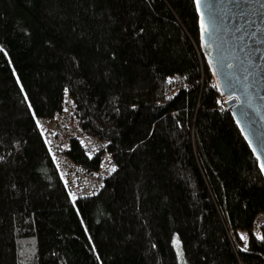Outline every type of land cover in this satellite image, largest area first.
Masks as SVG:
<instances>
[{
	"label": "trees",
	"instance_id": "16d2710c",
	"mask_svg": "<svg viewBox=\"0 0 264 264\" xmlns=\"http://www.w3.org/2000/svg\"><path fill=\"white\" fill-rule=\"evenodd\" d=\"M65 97L118 166L77 200L38 126ZM259 214L193 0H0V264H264Z\"/></svg>",
	"mask_w": 264,
	"mask_h": 264
},
{
	"label": "water",
	"instance_id": "95a60500",
	"mask_svg": "<svg viewBox=\"0 0 264 264\" xmlns=\"http://www.w3.org/2000/svg\"><path fill=\"white\" fill-rule=\"evenodd\" d=\"M193 1L202 56L264 179V0Z\"/></svg>",
	"mask_w": 264,
	"mask_h": 264
},
{
	"label": "built area",
	"instance_id": "2783aa9c",
	"mask_svg": "<svg viewBox=\"0 0 264 264\" xmlns=\"http://www.w3.org/2000/svg\"><path fill=\"white\" fill-rule=\"evenodd\" d=\"M74 103L65 97L62 109L55 111L52 118L39 120L38 126L49 149L52 161L61 175L71 200L85 198L98 193L105 180L117 170L112 154L107 149V141L86 132L74 117ZM74 140L89 157L100 156L97 169H88L75 163L67 154L70 143ZM264 222V215L259 214L254 223L255 232ZM243 236V235H242Z\"/></svg>",
	"mask_w": 264,
	"mask_h": 264
},
{
	"label": "snow or ice",
	"instance_id": "6c2138e0",
	"mask_svg": "<svg viewBox=\"0 0 264 264\" xmlns=\"http://www.w3.org/2000/svg\"><path fill=\"white\" fill-rule=\"evenodd\" d=\"M201 28H202V36H203V32L206 31L204 24H203V20L201 21ZM112 170L115 171L114 168ZM261 170L264 171V165L261 166ZM258 238L264 239V237H258ZM241 239L246 240L247 238L245 236H241ZM177 244H178V241H177Z\"/></svg>",
	"mask_w": 264,
	"mask_h": 264
},
{
	"label": "rangeland",
	"instance_id": "374dc122",
	"mask_svg": "<svg viewBox=\"0 0 264 264\" xmlns=\"http://www.w3.org/2000/svg\"><path fill=\"white\" fill-rule=\"evenodd\" d=\"M223 100V99H222ZM175 243L177 244V239H175Z\"/></svg>",
	"mask_w": 264,
	"mask_h": 264
}]
</instances>
